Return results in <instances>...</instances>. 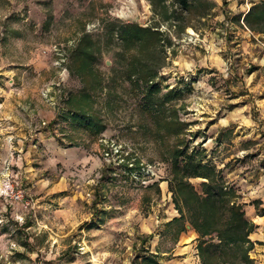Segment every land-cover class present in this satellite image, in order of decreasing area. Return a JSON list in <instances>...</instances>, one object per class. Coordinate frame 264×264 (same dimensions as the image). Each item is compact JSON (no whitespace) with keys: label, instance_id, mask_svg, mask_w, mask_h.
<instances>
[{"label":"rangeland","instance_id":"obj_1","mask_svg":"<svg viewBox=\"0 0 264 264\" xmlns=\"http://www.w3.org/2000/svg\"><path fill=\"white\" fill-rule=\"evenodd\" d=\"M262 1L0 0V264L192 255L206 179L179 150L264 213Z\"/></svg>","mask_w":264,"mask_h":264},{"label":"trees","instance_id":"obj_2","mask_svg":"<svg viewBox=\"0 0 264 264\" xmlns=\"http://www.w3.org/2000/svg\"><path fill=\"white\" fill-rule=\"evenodd\" d=\"M193 1L179 0L187 8L194 5ZM242 17L243 15L241 14L239 21ZM244 21L253 31L264 33V1L260 3L254 2L253 6L245 14ZM138 32L143 36H152L158 33L147 27H141ZM82 56H84V65L89 66L92 56L85 52H82ZM71 100L74 101L73 99ZM84 101L79 98L76 102L85 103V105L89 106ZM80 110L86 112L85 108ZM76 114L74 112V116ZM79 115H76V119L82 120ZM88 117L86 122L88 121L89 124L96 126L99 125L97 120L90 119L89 115ZM178 156L186 159L185 166L188 170H191L192 176L206 179L204 182L206 195L203 196L193 188L192 182L186 179L180 182L181 187L185 189H189L192 186V198L196 199L204 208L201 215L202 220H199V217L191 219V223L198 233L196 240L198 241L199 264H255V259L250 254V251L254 248L251 234L256 231L258 225L247 217L245 205L238 200L240 195L235 187L221 184L215 176L216 168L211 164H203L201 161L196 160L194 154L179 150ZM185 171L187 172V170ZM255 201L257 206L260 201ZM180 212H182V215L172 220V223L180 224L179 236L182 232L187 231L186 224H183L186 216L182 210ZM147 241V239H144L143 244L145 245ZM139 263L162 264L157 255H142L138 253L135 257V264Z\"/></svg>","mask_w":264,"mask_h":264},{"label":"crops","instance_id":"obj_3","mask_svg":"<svg viewBox=\"0 0 264 264\" xmlns=\"http://www.w3.org/2000/svg\"><path fill=\"white\" fill-rule=\"evenodd\" d=\"M259 105H264V103H261ZM264 107V106H263ZM242 112H246V110H241ZM254 222L258 225V228L256 231H254L251 234V238L254 241V248L252 249L251 257L255 259V264H264V213L259 214L256 219H254ZM190 237H194L193 239L195 241L198 237V233L192 231V233L189 235ZM192 245V246H191ZM187 244V246H191L189 248H185L184 251H187V255L183 257H176L175 258V264H199V255H198V248L196 252H194V256L190 254L191 248L193 247V244ZM186 246V247H187ZM197 247V244L195 245ZM189 253V254H188ZM194 259H191V256ZM163 264V263H162Z\"/></svg>","mask_w":264,"mask_h":264},{"label":"built area","instance_id":"obj_4","mask_svg":"<svg viewBox=\"0 0 264 264\" xmlns=\"http://www.w3.org/2000/svg\"><path fill=\"white\" fill-rule=\"evenodd\" d=\"M10 190V194H11V196L13 197V196H15V197H18V198H20V197H22V192H21V190H16V187H15V185H13L12 186V188L11 189H9Z\"/></svg>","mask_w":264,"mask_h":264},{"label":"water","instance_id":"obj_5","mask_svg":"<svg viewBox=\"0 0 264 264\" xmlns=\"http://www.w3.org/2000/svg\"><path fill=\"white\" fill-rule=\"evenodd\" d=\"M189 227H190V225H189Z\"/></svg>","mask_w":264,"mask_h":264}]
</instances>
